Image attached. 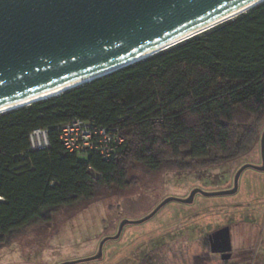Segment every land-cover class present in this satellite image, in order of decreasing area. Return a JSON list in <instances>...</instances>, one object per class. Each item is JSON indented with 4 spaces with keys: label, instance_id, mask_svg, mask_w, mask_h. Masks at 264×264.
Here are the masks:
<instances>
[{
    "label": "trees",
    "instance_id": "1",
    "mask_svg": "<svg viewBox=\"0 0 264 264\" xmlns=\"http://www.w3.org/2000/svg\"><path fill=\"white\" fill-rule=\"evenodd\" d=\"M74 119L124 138L106 161L64 149L60 126ZM264 120V2L176 46L58 96L0 114V246L14 233L129 184L135 163L179 170L248 153ZM49 129L50 147L29 136ZM155 247V246H154ZM149 246L138 264H156Z\"/></svg>",
    "mask_w": 264,
    "mask_h": 264
},
{
    "label": "rangeland",
    "instance_id": "2",
    "mask_svg": "<svg viewBox=\"0 0 264 264\" xmlns=\"http://www.w3.org/2000/svg\"><path fill=\"white\" fill-rule=\"evenodd\" d=\"M246 154L215 164L179 170L171 165L151 169L135 163L129 184L101 190L90 200L56 211L14 233L0 246V264H61L94 256L101 241L117 234L123 220L148 216L165 199L188 198L195 189L206 192L234 187L237 172L246 164L262 165L261 137ZM229 226L235 250L250 248L226 261L212 253L208 236ZM155 246L156 264H264V170L246 168L235 193L206 196L192 202L172 200L142 223H127L120 237L108 239L99 259L74 264H138Z\"/></svg>",
    "mask_w": 264,
    "mask_h": 264
},
{
    "label": "water",
    "instance_id": "3",
    "mask_svg": "<svg viewBox=\"0 0 264 264\" xmlns=\"http://www.w3.org/2000/svg\"><path fill=\"white\" fill-rule=\"evenodd\" d=\"M254 1L0 0V109L63 89L54 95L58 96L144 60L195 37L181 40L190 33L221 21L211 30L262 3L224 20ZM77 82L80 83L69 86ZM261 154L262 165L246 164L240 168L233 188L215 192L195 189L188 198L169 197L145 218L123 220L116 235L101 241L96 255L61 264L101 258L105 242L120 237L127 223L146 221L172 200L192 202L197 193H235L246 168L264 170V132ZM209 241L212 253H222L224 260L232 256L229 226L212 232Z\"/></svg>",
    "mask_w": 264,
    "mask_h": 264
},
{
    "label": "built area",
    "instance_id": "4",
    "mask_svg": "<svg viewBox=\"0 0 264 264\" xmlns=\"http://www.w3.org/2000/svg\"><path fill=\"white\" fill-rule=\"evenodd\" d=\"M59 130L64 149L76 154L80 160H87L90 153L94 152L109 161L124 142V138L118 131L81 119H74L63 124ZM29 141L30 150L49 148L51 145L49 129H35L31 132Z\"/></svg>",
    "mask_w": 264,
    "mask_h": 264
},
{
    "label": "bare ground",
    "instance_id": "5",
    "mask_svg": "<svg viewBox=\"0 0 264 264\" xmlns=\"http://www.w3.org/2000/svg\"><path fill=\"white\" fill-rule=\"evenodd\" d=\"M264 0H256L254 1L253 3L247 5L246 7L240 9L239 11H236L235 13H232L230 15H228L224 20L226 19H229L231 17H234L236 16L237 14H240L242 12H245L246 10H248L249 8L263 2ZM221 21L217 22V23H214L213 25L211 26H208V27H204L202 29H199L193 33H190L186 36H184L181 40H186V38H190L192 36H196L197 34H200L206 30H209L212 26H215L216 24H219ZM80 82H77V83H73L69 86H72V85H78ZM63 89H58V90H55V91H52L51 93H48V94H44V95H41V96H38V97H34V98H31V99H26V100H23V101H20V102H17V103H14V104H11V105H8L6 107H3L0 109V113H3V112H7V111H10V110H14L16 108H20V107H23V106H27L28 104L32 103V102H35L37 100H40V99H44V98H48V97H51V96H54L55 94H59Z\"/></svg>",
    "mask_w": 264,
    "mask_h": 264
},
{
    "label": "flooded vegetation",
    "instance_id": "6",
    "mask_svg": "<svg viewBox=\"0 0 264 264\" xmlns=\"http://www.w3.org/2000/svg\"><path fill=\"white\" fill-rule=\"evenodd\" d=\"M230 232H231V228H230ZM208 239H209V236H208ZM231 240H232V234H231ZM209 244H210V241H209ZM248 250H250V248H243V247H240L238 250H235V248L233 246V241H232V249H231L232 256L229 259H227L226 261L231 260L234 256H237V257L241 256V258H243V256L245 255V253H247ZM215 254H218L222 258V253H215Z\"/></svg>",
    "mask_w": 264,
    "mask_h": 264
}]
</instances>
